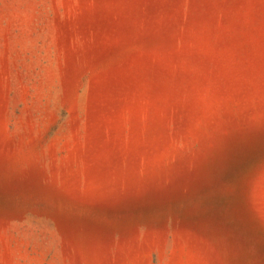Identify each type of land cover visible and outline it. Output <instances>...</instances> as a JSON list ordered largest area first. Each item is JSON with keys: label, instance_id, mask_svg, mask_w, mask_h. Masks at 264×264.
I'll list each match as a JSON object with an SVG mask.
<instances>
[{"label": "rangeland", "instance_id": "rangeland-1", "mask_svg": "<svg viewBox=\"0 0 264 264\" xmlns=\"http://www.w3.org/2000/svg\"><path fill=\"white\" fill-rule=\"evenodd\" d=\"M0 264H264V0H0Z\"/></svg>", "mask_w": 264, "mask_h": 264}]
</instances>
